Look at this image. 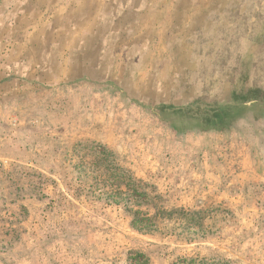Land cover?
I'll use <instances>...</instances> for the list:
<instances>
[{
  "label": "rangeland",
  "instance_id": "374dc122",
  "mask_svg": "<svg viewBox=\"0 0 264 264\" xmlns=\"http://www.w3.org/2000/svg\"><path fill=\"white\" fill-rule=\"evenodd\" d=\"M21 53L0 264H264V0H0Z\"/></svg>",
  "mask_w": 264,
  "mask_h": 264
},
{
  "label": "crops",
  "instance_id": "0c3cea01",
  "mask_svg": "<svg viewBox=\"0 0 264 264\" xmlns=\"http://www.w3.org/2000/svg\"><path fill=\"white\" fill-rule=\"evenodd\" d=\"M4 61V62H3ZM3 65L0 66V72L4 74L5 69L10 67L12 69V72L14 75L21 76L24 79H33L38 76V78H45L46 71L51 70L52 72L49 74L50 77H53L54 73L52 69H49V67H43L44 63L40 62L35 58V56H31L30 54L28 56H25L24 53H21L20 56L12 57L10 59L3 58L1 60ZM49 66H51L49 64ZM49 69V70H48ZM5 75V74H4ZM67 77V76H66ZM65 79L67 80V78ZM20 78V77H19ZM21 79V78H20ZM62 80V79H61Z\"/></svg>",
  "mask_w": 264,
  "mask_h": 264
}]
</instances>
